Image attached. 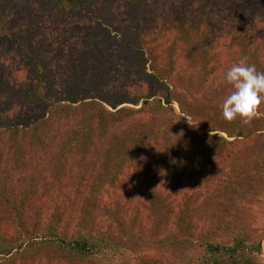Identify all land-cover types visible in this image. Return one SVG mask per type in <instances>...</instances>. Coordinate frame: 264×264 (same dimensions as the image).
I'll return each instance as SVG.
<instances>
[{
    "label": "rangeland",
    "instance_id": "374dc122",
    "mask_svg": "<svg viewBox=\"0 0 264 264\" xmlns=\"http://www.w3.org/2000/svg\"><path fill=\"white\" fill-rule=\"evenodd\" d=\"M107 1H112L105 12V27L111 36L103 38L100 34L98 43L90 44L89 40L78 42L84 38L78 34L81 29L76 32L77 24L60 17L52 5L43 10L31 0H16L13 23L21 32L28 27L34 34H42L51 48L61 51L62 62L55 72L49 69L48 84L42 88L27 57L14 50L8 40L0 39L1 231L24 241L28 235H40L42 230L37 225L42 228L58 217L59 227L68 234L85 226L97 234L108 231L123 246L128 244L127 252L138 264H190L197 255L205 253L208 241L226 243L235 235L249 243L262 244L264 104L258 106L249 124L239 118L234 120L244 127L243 135L228 137L220 128L211 126V121L181 112L176 100L169 112L142 106L141 101L122 103L116 108L102 103L109 124L91 123L93 132L87 150L68 147L69 136L82 132L88 108L84 104L89 99L72 103L73 108L58 109L55 103H69L68 84L78 71L85 74L89 68L100 69L101 87L108 86V91L115 87L135 89L132 85L136 78L128 67L136 55L120 45L115 47L112 36L141 35L128 18L132 0ZM165 1H161V20L155 26L150 23L139 40L147 57L145 92L156 93L158 72L178 98L195 102L207 115L219 114L220 105L232 91L224 78L231 66L241 60L254 64L251 57L255 54L260 64L256 68L264 72V8L256 10L255 19L252 12L244 11L243 17L237 14L227 20L215 18L208 28L197 22V3L170 0L173 5L165 12ZM180 5L186 10V21L181 25ZM255 5L258 4L253 0ZM80 23L99 28L89 20L81 19ZM1 32L0 29V37ZM53 37L57 39L54 46L50 43ZM187 43L193 47L191 60L187 57ZM70 47L79 55L72 65L67 57ZM204 51L208 55L207 80L203 79L205 69L200 72L199 68ZM89 56L92 60L88 64ZM91 85L88 78L83 79L79 95L83 96ZM136 86L140 89V84ZM137 87L134 91H138ZM31 92L35 94L32 100H20L19 93ZM120 107L128 111H119ZM29 119L33 121L31 125H27ZM159 132L165 135L160 136ZM219 136L228 143L216 144V157L191 176L181 173L166 178L157 172L159 157L171 142L180 143L181 137L187 138L183 150L185 167L189 168L200 150ZM136 140L144 141L139 156L125 155L115 182H110V171H104L105 181L99 185V170L108 162L107 151L113 149L117 153L124 144L133 146ZM160 240L165 241V247ZM177 244L197 245V249L181 256ZM45 251L37 250L33 258L26 260L17 255L10 260L0 256V264H106L97 259L68 260ZM257 256L264 264V248Z\"/></svg>",
    "mask_w": 264,
    "mask_h": 264
},
{
    "label": "trees",
    "instance_id": "16d2710c",
    "mask_svg": "<svg viewBox=\"0 0 264 264\" xmlns=\"http://www.w3.org/2000/svg\"><path fill=\"white\" fill-rule=\"evenodd\" d=\"M161 1L162 0H157L155 3L152 0H132L128 18L132 22L133 27L140 30L141 35L138 37H129L125 34L119 36L115 34L112 35L114 38L113 45L115 47L120 45L124 48V50H129L131 53L136 55L132 58L133 61L128 67V72L136 78V82L133 83L132 88L136 89V85L140 84V89L137 87L138 91H134L135 89L127 91L125 87L110 88L111 90L108 91V86H104L103 89L101 87V80L103 79V76L100 77L101 74L98 71L100 69L96 70L95 68H89L85 74H83L82 71H78L72 83L68 84L69 103L65 106L55 103V107L58 109L66 106L73 108L72 103L77 102L80 99H89L87 103L84 104L88 108L85 111L86 117L81 124L82 132L80 135L78 132H74L69 136L67 142L69 148L73 147L74 149L87 150L90 142V135L93 132V125H95V122L97 121V123H99L98 125L109 124L106 119L107 112L103 108L102 103L107 104L112 108H116L122 103L136 104L141 101L142 106L159 112L161 110L162 112H169L173 110L172 103L176 100L181 112L189 116H201L202 118L211 121V126L220 128L227 134L228 137L241 136L244 134V127L238 125L234 120L226 121L222 118L221 113L218 114V112H215V114L209 113L207 115L206 110L197 105L195 102L178 98V96L174 94L170 85L164 81V77L158 72L155 74V80L158 84L156 93L150 94L145 92L144 85L146 83L143 79L148 76L145 74V62L147 57L146 53H144L139 44V40L142 41L144 37L142 32L144 30H148L150 23H153L155 26L157 25L158 20H161L160 17L163 16L162 12H164L160 10ZM254 1L258 4L254 7L253 0H225V2L222 0H184L183 2L197 3L198 6L196 8L199 11L197 14L198 24H203V26L210 28L211 25H213L215 18L218 20H227L231 16L237 14H242L243 17L246 16V12L244 13V11L250 13L252 12L254 16L253 18L255 19L256 10H262V8H264V2ZM31 2L35 5L38 4L43 10H46L48 5H52L54 11L57 12L60 17L68 18L73 23H76V32L81 29L78 34L84 37H80L81 40L78 42H82V40H89L88 43L90 44L93 42L98 43V35L101 34L103 38H110L111 36L110 31L105 27V24L107 23L105 20L107 18L105 12L107 9L111 8L110 3L112 1L31 0ZM171 5H173V3H171L170 0L165 1V12L168 11L166 8ZM17 6L16 0H0V29L3 34L0 39H4V41L8 40L9 45L14 50L22 54V56L27 57L26 61L28 65L31 64L34 67V75L40 82L42 88H44L45 84H48L49 81V78L47 77L49 69H52V72H55L53 70L55 68L58 69L57 64L62 62L60 60L61 51L51 48L48 43L43 40V35L34 34L31 28L27 27L21 32L16 27V23H13L14 20L12 19V16ZM146 17L148 18L146 19ZM178 18L180 19V25L186 21V10L183 9V5H180L179 7ZM81 19L89 20L90 22L97 24L99 28L96 29L87 27L83 23L79 24ZM82 25L84 26L82 27ZM198 29H200V27H198ZM50 43L53 46L54 44L57 45V39L53 37ZM187 44V57L191 60L194 53L193 47L191 44ZM72 50L73 49L71 47L67 48L68 63L70 65L75 62V57L79 58V55H75ZM243 50L245 53L248 51L246 48ZM107 52L110 53V50L106 51V56L108 54ZM203 54L204 55L202 56H205V58H203L204 60L199 63V68L201 69L200 72L206 68L207 64L208 55L205 51ZM91 60L92 58L89 56L87 63H91ZM251 60H253L256 67L260 66V64H258V58L255 54H252ZM195 62L197 61L194 60L193 63L196 64ZM152 66L154 65L152 64ZM207 72L209 71L205 69L203 77L204 80L208 79V77H205ZM85 78H88L92 85L89 91H83L84 94L81 96L79 94L82 93L83 79ZM197 85L200 87L203 86L202 84ZM34 95L35 94L32 92L27 93L26 95H24V93H19L21 101L30 100ZM45 97L50 98L49 95H46ZM118 110L128 111L125 108ZM32 122L29 119L27 121V125H31ZM91 123H93L92 127H90ZM9 127L12 129L11 124ZM15 127L17 128V125H15L14 128ZM159 133L160 136L165 135L161 132ZM262 134H264V131ZM181 138L182 141L180 143L177 141L174 143V141L171 140L173 142H171L169 146L165 147L164 153L159 157L157 163L158 165L155 166L157 168V172L162 173L166 178H168L167 176L177 177L181 173H190L188 175L191 176L192 173H195V171H198L205 166V164L210 161L211 157H216L219 152L216 144L220 145L228 143V140L221 136L216 137V140L214 138L213 143L207 145V147H203L200 150L199 155H197L195 161H193L192 164L188 166L189 168H187L185 167L186 154L183 150L185 147V140L187 138ZM169 139L173 138L170 137ZM143 140H136L138 144L136 143L133 146L124 144V147L117 151V153L113 149L107 151L105 156L108 162L104 164V170H99V185H102L105 181L104 171L105 173L110 171L109 173L112 174L113 177L110 178V182H115L116 175H118V172L121 170L122 163L126 160L125 155L129 153L131 157L137 158L141 153L140 149L142 148L144 142ZM111 159H114V161ZM262 168L264 169V164ZM59 221L60 218L54 217L50 223L46 224L42 228L40 225H37V229L42 230H40V235L38 236L35 233V236L32 234L28 235L24 241L18 240L17 237L12 234H6L4 231H1L0 228V256H2L5 260H10L11 256L17 255L20 260H26L33 258L32 256H34L37 250L41 251L45 249L47 250L45 251L46 253L51 252L53 254L61 255L63 258H67L68 260L97 259L98 262L104 261L106 264H138L127 252L126 247H128V244L123 246L122 243L117 242L113 235L109 234L108 231H103L100 234H97L89 226H85L80 228L77 232L68 234L65 231H62L59 227ZM127 235L130 236L131 233H128ZM160 243H162L165 247L164 240H160ZM196 246L197 245H192L187 247L181 244L176 245L178 253H180L181 256H188L191 250L197 249ZM262 248H264V242L262 244L260 241L256 242V244L249 243L244 237L239 235L230 237L226 243H213L208 241L205 245V253L197 255L195 259L196 261L192 263L190 262V264H261L257 255L262 251Z\"/></svg>",
    "mask_w": 264,
    "mask_h": 264
},
{
    "label": "clouds",
    "instance_id": "9594fccd",
    "mask_svg": "<svg viewBox=\"0 0 264 264\" xmlns=\"http://www.w3.org/2000/svg\"><path fill=\"white\" fill-rule=\"evenodd\" d=\"M224 78L232 91L220 105L222 118L226 121L239 118L243 124H249L258 106L264 104V72L241 60L230 67Z\"/></svg>",
    "mask_w": 264,
    "mask_h": 264
}]
</instances>
